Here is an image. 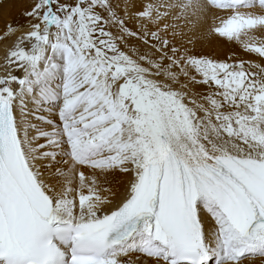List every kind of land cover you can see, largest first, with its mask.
I'll list each match as a JSON object with an SVG mask.
<instances>
[{"label": "snow or ice", "instance_id": "1", "mask_svg": "<svg viewBox=\"0 0 264 264\" xmlns=\"http://www.w3.org/2000/svg\"><path fill=\"white\" fill-rule=\"evenodd\" d=\"M0 264H264V0H0Z\"/></svg>", "mask_w": 264, "mask_h": 264}, {"label": "bare ground", "instance_id": "2", "mask_svg": "<svg viewBox=\"0 0 264 264\" xmlns=\"http://www.w3.org/2000/svg\"><path fill=\"white\" fill-rule=\"evenodd\" d=\"M9 16L15 22V20L17 19V16H18V9H12L7 14L3 11H0V28L3 27L4 19L8 18ZM0 75H3V69L2 68H0Z\"/></svg>", "mask_w": 264, "mask_h": 264}]
</instances>
